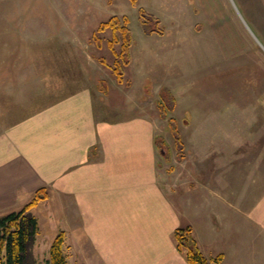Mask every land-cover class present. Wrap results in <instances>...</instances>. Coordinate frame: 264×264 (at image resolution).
Returning <instances> with one entry per match:
<instances>
[{
	"label": "crops",
	"instance_id": "0c3cea01",
	"mask_svg": "<svg viewBox=\"0 0 264 264\" xmlns=\"http://www.w3.org/2000/svg\"><path fill=\"white\" fill-rule=\"evenodd\" d=\"M144 35L156 39L142 44L136 62L131 57L132 83L117 86L121 102L88 83L59 80V95L43 96L24 77L15 83L10 75L0 78V216L22 209L44 188L48 199L30 212L39 237L46 232L45 253L63 232L77 264H188L173 233L190 226L210 262L220 255L217 264H264V241L255 242L256 226L264 239V199L241 208L227 187L226 193L210 188L220 200L207 199L208 185L192 177L185 144L184 159L170 164L174 169L163 183L155 146L161 118L152 112L159 91H173L178 82L173 76L158 86L151 107L145 84L136 86V80L152 54L153 65L170 67L164 62L173 61L174 34ZM224 204L248 223L230 225Z\"/></svg>",
	"mask_w": 264,
	"mask_h": 264
},
{
	"label": "rangeland",
	"instance_id": "374dc122",
	"mask_svg": "<svg viewBox=\"0 0 264 264\" xmlns=\"http://www.w3.org/2000/svg\"><path fill=\"white\" fill-rule=\"evenodd\" d=\"M140 8L174 34L173 61L165 60L169 68L155 66L152 54L141 67L140 80L133 79L138 81L136 86L145 84L144 97L152 107L158 86L176 76L178 83L171 90L175 106L167 115L176 120L189 161L194 162L192 177L208 185L205 193L212 201L220 197L208 193L210 188L233 192L234 200L238 194L241 208L248 202H263L264 10L260 0H137V6L131 0H0V78L10 75L9 81L15 83L24 77L43 96L59 95V80L76 81L77 87L88 83L92 90L121 102L110 69L114 54L108 41L113 34L99 31V26L113 16H126L134 41L131 57L136 62L142 44L156 39L144 35ZM149 46L158 49L160 45ZM130 68L125 70L123 87L132 83ZM159 132L170 155L168 161L159 155L166 184L174 169L170 164L179 162L181 154L166 120L160 119ZM226 187L231 190L225 191ZM224 207L232 213L230 225L248 223L241 211L239 215L231 212L233 206ZM255 230V242H263V228L256 226ZM39 233L32 250L34 264H45L47 235L43 232L39 237ZM65 253L67 264L78 263L66 245Z\"/></svg>",
	"mask_w": 264,
	"mask_h": 264
},
{
	"label": "trees",
	"instance_id": "16d2710c",
	"mask_svg": "<svg viewBox=\"0 0 264 264\" xmlns=\"http://www.w3.org/2000/svg\"><path fill=\"white\" fill-rule=\"evenodd\" d=\"M133 6H137V0H131ZM139 24L144 34L159 35L165 33V28L160 20L153 14L145 12L143 8L138 10ZM126 16H113L99 26V31L110 30L112 38L108 41V47L114 54V60L110 65L112 75L117 84L125 83V70L131 62V47L133 38L131 29L128 26ZM95 38V37H94ZM96 39V38H95ZM118 46V51L115 50ZM101 63H105L101 60ZM129 83V82H128ZM175 106V98L170 90L162 88L156 101V108L161 119L166 120L167 127L177 148L178 161L184 159V144L179 133L177 122L167 114L171 113ZM187 122V121H186ZM159 155L168 161V147L160 136L155 140ZM170 154V153H169ZM48 192L41 188L35 191L29 203L22 209L0 216V264H34L33 247L39 232L38 221L30 212L31 209L48 199ZM176 249L181 253L188 264H217L221 256H217L212 262L207 260L199 249L193 230L190 226L178 228L173 233ZM45 264H67L65 253V235L60 232L53 239L49 255Z\"/></svg>",
	"mask_w": 264,
	"mask_h": 264
}]
</instances>
